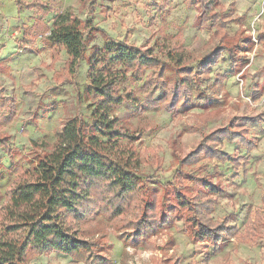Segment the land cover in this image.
Here are the masks:
<instances>
[{"label":"rangeland","instance_id":"obj_1","mask_svg":"<svg viewBox=\"0 0 264 264\" xmlns=\"http://www.w3.org/2000/svg\"><path fill=\"white\" fill-rule=\"evenodd\" d=\"M34 1L0 0V91L14 100L15 115L0 125V135L9 139L8 149L0 148V190L4 196L18 172L29 167L35 155L51 151L70 118L89 117L88 58L96 47H103L112 39L148 50L156 40L163 42L168 37L171 42L182 43L188 53L186 65L196 70L201 63L214 59L219 46L218 40H211L215 27L196 24L194 0H43L52 5L48 11L32 6ZM216 10L225 31L240 38V42L236 56L223 52L216 65L206 75L201 74V93H191L174 112H168L165 103L148 108L140 90L145 77L135 84L125 81L124 92L134 91L142 110H135L125 101L116 115L134 133L142 132L134 144L141 158L139 171L154 188L160 183H172L180 167L179 159L193 151L205 134L227 125L235 116L240 117L251 136L257 135L259 140L248 165L236 169L229 162L207 160L200 168H183L221 185L223 192L212 216H230L231 225L243 232L257 214L264 212V93L255 92L264 83V43L258 40L264 36V0H220ZM58 14H73L90 25L85 33L84 58L72 72L66 65L65 50L58 59L53 58V47L46 35L38 34L31 46L23 42L27 30L39 21L51 26ZM38 31L48 35L42 29ZM168 69L167 81L172 83L178 76L173 66ZM222 76V84H218L216 79ZM161 95L157 92L155 98ZM0 112L9 114L5 109ZM223 149L235 156L246 154L238 144L227 143ZM254 173L259 175L258 183ZM182 191L193 196L196 187L184 181ZM100 228L111 244L113 264H122L123 254L128 264H172L177 260L179 264H264V224L258 226L262 233L258 237L249 242L231 240L221 252L206 242L191 243L181 221L146 243L124 241L100 215L85 224L87 233ZM1 229L0 223V232ZM31 262L84 264L57 252Z\"/></svg>","mask_w":264,"mask_h":264},{"label":"trees","instance_id":"obj_2","mask_svg":"<svg viewBox=\"0 0 264 264\" xmlns=\"http://www.w3.org/2000/svg\"><path fill=\"white\" fill-rule=\"evenodd\" d=\"M194 4L196 24L215 27L211 40L219 42L214 59L201 63L196 70L186 65L188 53L182 43L171 42L168 37L163 42L156 40L148 50L112 39L93 50L88 58L86 87L89 117L70 118L51 151L35 155L29 167L18 172L5 196L0 190V264H36L31 262L33 258L53 252L69 255L84 264H113L106 232L101 228L92 233L85 231V224L98 215L129 243L149 242L178 221L191 243L206 242L216 252L223 251L231 240L249 242L262 234L258 230L264 224L262 212L243 232L237 225H231L230 216L214 219L212 214L223 188L183 168L193 165L200 168L207 160L229 162L235 167L247 163L258 140L251 136L240 117L235 116L227 125L205 134L193 151L179 159L180 167L172 183H160L154 188L139 171L141 158L134 144L142 132L134 133L116 115L125 101L135 110H142L137 94L124 92L125 81L135 84L145 77L140 90L148 108L165 103L167 111L174 112L188 95L201 93V74L206 75L223 52L236 56L240 38L225 31L216 10L220 0H194ZM32 6L52 10L51 3L43 0H35ZM88 29L90 25L82 18L58 14L51 26L39 21L32 30H27L23 42L31 46L38 34L46 35L53 47V58L58 59L65 50L66 65L72 72L84 58ZM248 39L251 42V37ZM258 40L264 43V36ZM170 66L178 76L172 83L167 81ZM223 78L217 77L216 82L222 84ZM157 92L162 93L160 98H155ZM255 92L262 95L264 84ZM13 104L14 100L0 91V110H9L8 115L0 112V125L15 117ZM226 142L244 147L246 155L226 152L223 149ZM8 144V137L0 135V148L8 149ZM184 181L195 185L193 196L182 191ZM127 260L123 254L121 263L128 264ZM172 264H179V260Z\"/></svg>","mask_w":264,"mask_h":264},{"label":"crops","instance_id":"obj_3","mask_svg":"<svg viewBox=\"0 0 264 264\" xmlns=\"http://www.w3.org/2000/svg\"><path fill=\"white\" fill-rule=\"evenodd\" d=\"M263 82H264V79H263ZM264 84V83H263ZM262 84V85H263ZM250 133H251V131H250ZM255 136V137H254ZM254 136H252L253 138H255V139H257L256 138V136L257 135H254ZM258 140V139H257ZM225 144H227V142L225 143ZM229 144H231V143H229ZM258 146H259V140H258ZM258 146L254 149V150H256L257 148H258ZM242 149H245L244 147H241ZM246 150V149H245ZM254 150H252L251 152H250V156H249V158H248V162L247 163H244V162H242L239 166H237V167H235L234 166V164H232L236 169H239L241 166H243V165H248L249 164V161H250V159L252 158V152L254 151ZM247 153V152H246ZM246 155V154H245ZM241 156V155H240ZM245 173H247V170H245L244 171ZM258 179H259V175L257 174V173H254V180H255V182L256 183H258L259 181H258ZM264 213V212H263Z\"/></svg>","mask_w":264,"mask_h":264}]
</instances>
